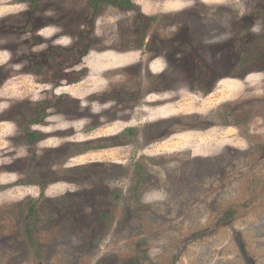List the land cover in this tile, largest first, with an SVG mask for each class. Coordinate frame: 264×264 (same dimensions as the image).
<instances>
[{
    "label": "rangeland",
    "instance_id": "374dc122",
    "mask_svg": "<svg viewBox=\"0 0 264 264\" xmlns=\"http://www.w3.org/2000/svg\"><path fill=\"white\" fill-rule=\"evenodd\" d=\"M116 1L0 0V264H264V0ZM140 7L151 36L190 45L193 78L184 62L170 84L126 66ZM32 23L67 43L81 28L86 51L50 64L79 74L34 151L11 121L53 80L13 55ZM148 86L177 90L161 105Z\"/></svg>",
    "mask_w": 264,
    "mask_h": 264
},
{
    "label": "flooded vegetation",
    "instance_id": "af4514ba",
    "mask_svg": "<svg viewBox=\"0 0 264 264\" xmlns=\"http://www.w3.org/2000/svg\"><path fill=\"white\" fill-rule=\"evenodd\" d=\"M104 1L105 2L107 1L106 3L108 4H113L117 2L116 0H104ZM130 4L131 2L129 3V5ZM136 10L137 12L134 13L135 15H139L138 19H141V21L139 22L138 25V29H137L138 33L135 32L137 33L135 34V36L137 37L141 45L136 46L135 51L128 52L130 50L129 49L126 52H122L123 56H130V55L135 56V59L131 62H128L126 66L128 65L137 66V67L142 66V71L140 73V76H141V81L143 83L144 81L151 79L153 76L157 78L159 76H165L164 79L166 78L167 83L170 84V80L174 79V77L173 78L171 77L172 75L170 72H168V69L172 67L174 64L177 66L178 69V63L184 62L186 64L188 63L187 70L191 68V76L193 78L195 75L193 71L194 62L190 61V59L185 58L184 54H187L188 57L191 56L193 57L195 52L188 48V46L190 47V45L187 44V41L182 39L176 41V39H174V40H168L167 42H163L162 37L160 38L156 36L157 33H153L155 34L154 37L151 36L150 35L151 30L149 32L150 24L148 25L146 21H148V19H152L153 18L152 15H146L142 11L141 7L140 9H136ZM176 10H178V8ZM29 14L31 13H27V15ZM33 16L34 13H32V17ZM42 19H43L42 23L46 21V19L44 18ZM15 27L16 29L15 32L13 33V35L15 36V42L16 44L20 45L22 49H20V47L17 45L16 50L12 51L13 55H15V57L17 56L19 58V61H21V59H24L25 64L29 67V69H32L33 63L39 66L35 70H39L41 66L44 67L41 69L49 70L50 71L49 74H51L50 79H53L51 80V82L50 81L42 82V84H45L46 89L40 91V93H42L40 96L28 97L26 98L27 100L21 99L23 100V102H17L21 108L26 107L28 111H30V109L32 110L34 109L33 111H35V116L33 115L30 118L26 114H22L23 113L22 109L20 112L13 109V111L19 117L23 118L22 120L20 119L11 120L12 122L16 123L17 127L19 128L18 130L20 131L19 136H21L22 131H24V139L22 141V144L25 145L27 142H29L30 145L33 147V151L34 148L40 150L42 146V141L45 138V132L42 129H38L37 126L43 124V122H45V120L49 117H52L54 115L59 117L60 115L66 113L65 111L60 112V110L56 109V107H59V103L56 105L57 99L59 98L58 96L60 97L64 96L62 95L63 93H56V92L62 89V86H60L59 83L61 81V77H63V74L69 73L71 76L72 75L78 76L79 74L76 70H73V68H75L74 67L75 64L77 65L82 62L84 58V54H86V51L84 53L85 50L84 39L82 37L83 31L81 28H79L77 34L74 37H69V41L67 43V41L62 42L61 31L53 23L50 24L32 23V25H26V26L15 24ZM46 30H51L52 32L54 31V33L48 35L47 33H45ZM2 35L5 36L6 33H2ZM67 44H70V46H68ZM142 59H144V61H141ZM193 59H195V57H193ZM63 60L68 63H74L73 64L74 66H72L71 69H68V71L63 70L61 66L60 67L50 66V64H53V61L62 62ZM157 62L162 63L160 67L161 71L159 72H155L152 70V66ZM88 68L91 69L90 66H88ZM232 68L233 67L229 68L228 71L231 70ZM163 73H165V75ZM20 75L22 76L23 74L20 73ZM38 75L42 76L43 74L41 75L38 74ZM234 85L239 86L240 83L234 80H227V79L223 81L224 87L234 86ZM173 88L171 87L172 92H168L165 89H159L155 87L151 88L150 86H148L147 91H143V94L144 95L146 94L148 96V99L151 98L153 95H156V97L159 98L157 103L162 105L164 102L168 101L167 99L164 98V96H167V98H169L168 96L170 97L175 96V92L177 89L176 86H174ZM52 94H54L57 99L55 98L53 100V97H51ZM64 99L66 98L64 97ZM131 99L136 100L137 103L140 98L136 94H130L129 101H131ZM166 108L171 109L176 107L166 106L165 108H159L156 110H152L151 112H153V114L159 115V112L165 110ZM172 115H175V113H171L167 117L164 116L162 117L169 118ZM13 140H16L18 146L20 145L19 142H17L18 139H15V136L13 137ZM35 153L36 155H38L40 152L36 151ZM35 153L34 152L32 153V158L35 157L34 156Z\"/></svg>",
    "mask_w": 264,
    "mask_h": 264
},
{
    "label": "bare ground",
    "instance_id": "6f19581e",
    "mask_svg": "<svg viewBox=\"0 0 264 264\" xmlns=\"http://www.w3.org/2000/svg\"><path fill=\"white\" fill-rule=\"evenodd\" d=\"M135 59V57L134 56H127V60H134ZM125 58H124V61L123 62H125ZM92 67H94V66H92Z\"/></svg>",
    "mask_w": 264,
    "mask_h": 264
}]
</instances>
